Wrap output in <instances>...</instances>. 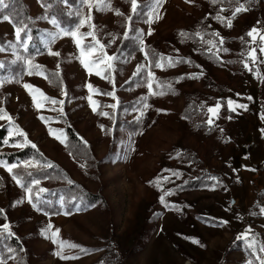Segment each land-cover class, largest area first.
I'll list each match as a JSON object with an SVG mask.
<instances>
[{"label": "rangeland", "instance_id": "374dc122", "mask_svg": "<svg viewBox=\"0 0 264 264\" xmlns=\"http://www.w3.org/2000/svg\"><path fill=\"white\" fill-rule=\"evenodd\" d=\"M24 1L43 30L48 51L60 55L27 56L16 43L14 24L2 19L5 9L0 11V115L11 117L0 119V129L8 131L3 151L35 144L98 202L72 205V196L69 214L41 212L12 178L14 172L0 166V226L9 224L12 236L22 242L20 253L1 256L5 264H264V0L247 3L231 27L226 20L235 0H163L155 12L154 0H138L147 9L132 20L134 43L140 45V37L144 51L190 61L174 66L165 61L163 68H149L141 45L135 53L114 55L126 30L125 16L132 15L127 0H110L111 10H97L95 0L91 8L89 0H77L80 11L63 1L81 19L75 37L46 19L39 0ZM218 13L225 23L217 21ZM253 28L255 41L247 36ZM89 32L106 45L103 53L95 45L88 55L95 44ZM214 32L219 35L213 37ZM196 33L215 41L212 52ZM252 49L255 62L247 56ZM104 53L115 60L107 61ZM96 57L105 63L91 65ZM245 59L251 71L241 63ZM43 66L57 76L48 78ZM136 74L135 83L124 86ZM148 79L153 92L165 94H150ZM157 83L170 84L171 90ZM68 130L87 144L76 158L68 152ZM11 138L17 139L15 145ZM50 184L32 185L35 202V193ZM73 244L78 247L67 246Z\"/></svg>", "mask_w": 264, "mask_h": 264}, {"label": "trees", "instance_id": "16d2710c", "mask_svg": "<svg viewBox=\"0 0 264 264\" xmlns=\"http://www.w3.org/2000/svg\"><path fill=\"white\" fill-rule=\"evenodd\" d=\"M43 5V15H45L46 19L52 20L55 19L57 24L60 27L67 29L68 31H74L76 27L80 23V17L73 15L68 12L64 6L63 1H67L68 5L72 6V8L81 10V1L77 0H39ZM129 2V0H127ZM141 7H139L138 13L147 9L146 2L138 1ZM130 4V2H129ZM131 8V4H130ZM5 14L12 17L13 20L19 22V20H24L27 24L28 34L31 36V40L29 42V46L27 49L22 47L25 54L30 57L40 56L47 53L49 45L45 43L43 40V30L37 25L36 19L31 15V12L24 0H9V6L5 8ZM135 15H130L128 13L125 16V26L126 31H128V38H124V33L121 36V33L118 37V42L114 45V55L116 57H122L123 55H129L131 53H135L140 50V45L137 42L134 43V40L131 39L130 35L134 32L132 27V20L129 23L126 17ZM130 29V30H129ZM146 52L149 53V61L153 62L152 68H155L154 62L159 59L161 55L159 51L153 50L151 48H147ZM157 54L153 56L152 54ZM46 73L47 77L50 79H54L57 76L58 72L51 69L50 67L43 66L40 67ZM147 72V69H145ZM144 72V71H143ZM1 74V73H0ZM55 74V75H54ZM145 75L144 73H142ZM137 78V74L132 77V80H129L125 83L124 86H130L135 83V79ZM146 79V77H145ZM126 107L130 106V104H123ZM121 108V105L118 109ZM67 148L68 152L72 155L73 158H76V155L81 151L87 148V144L76 134V132H71L68 130L67 132ZM8 141V131L6 128L0 129V160L7 163L8 165L16 164L17 167L13 170L14 174L19 176L22 181L27 184L32 180H48L51 184L47 188L46 192L40 195L42 197L41 200H36V208H38L41 212H45L47 214L50 213H59V212H70L69 206L75 205V203L81 202L83 200L90 202L92 204L97 203L96 197L93 196L90 192L80 188L81 185L69 183L70 176L69 173L58 163L51 161L47 158L40 150V148H33L31 144L26 143L24 147L15 152H5L3 151L7 144L4 141ZM17 139L11 138L10 144L15 145ZM9 143V142H8ZM31 164V166L26 167L25 164ZM45 164H50L52 167H43ZM28 173L32 175L29 176ZM58 180H65L63 185H58ZM83 187V186H81ZM75 196V203L70 204V198ZM91 204V205H92ZM21 241L14 236H7L5 233V238L0 240V257L3 256L8 249H12L13 253H20L19 245H21Z\"/></svg>", "mask_w": 264, "mask_h": 264}, {"label": "snow or ice", "instance_id": "6c2138e0", "mask_svg": "<svg viewBox=\"0 0 264 264\" xmlns=\"http://www.w3.org/2000/svg\"><path fill=\"white\" fill-rule=\"evenodd\" d=\"M129 2L131 4V13L133 15L137 14L138 13V10H139V7H141L142 5L139 4L138 0H129ZM210 2L213 3V4H216V3H223L224 0H210ZM232 2H233V0H229V3H232ZM250 2H251V0H245V3H240V0H235V3H236L237 6L234 7V9L232 10L231 18H228L226 20V26L227 27H231L232 26V20L235 18V16L237 14L241 13L242 11H246L247 10L246 4L247 3H250ZM95 3H96V6H97V10H104V9L111 10V2H110V0H95ZM162 3H163V0H154V3H153V12H155L162 5ZM8 6H9V0H0V11H2L5 8H7ZM89 7L91 8V0H89ZM224 10L225 9L221 8L220 9V12H223ZM115 14L116 15H123V13L119 12V10H116ZM215 18L217 19V21H219L221 23H225V18L223 16H221L219 13L217 14V16ZM2 19L3 20H6V21H9V22H11V23L14 24V32H15L16 43L20 44L22 47H24L25 49H27V47L29 46V42L31 40V36L28 34L26 22L24 20H19V22H17L15 20H13L12 17H10L9 15H4L2 17ZM126 19L130 23L131 20H132V16H128V17H126ZM148 22L149 23L152 22L151 21V18H149V21ZM51 23L53 25H55L57 22H56L55 19H52L51 20ZM65 34L66 35L71 34L73 37H75L76 32L73 31L71 33H65ZM151 34H152L151 33V30H149L148 35H151ZM256 34H257V29L256 28H253V29H251L247 33V36L248 37H251L252 40L255 41L256 38H257V35ZM87 35L93 36V39L95 40V36H94V33L93 32H89ZM181 35L187 37L188 34L181 33ZM211 35L213 37H217L219 34L214 32ZM196 36H198L204 43H206L207 45L210 46L209 49H208L209 52H212V49L216 47V43H215L214 40H206L205 41L203 39V36L200 33H196ZM124 38L125 39L128 38V31H126L124 33ZM113 39H115V37ZM138 39L140 40L141 50L144 51V41L140 37H138ZM241 39H243V37ZM260 39H261V41H264V35H261L260 36ZM219 42H220L221 45H223V43H224L222 38L220 39ZM79 43H80L79 40H77V45L78 46H79ZM95 45H99V49H100L101 53L104 52V49H105L106 45L101 44L99 40H95V44L88 50V55L89 56L93 55V53L95 51ZM219 50H222L224 52H227L228 51V49H226V48H221ZM0 51H4V49L3 48H0ZM81 51H82V54H83L84 50L82 49ZM255 51H256V49H252L247 54V56L249 58H251L253 60V62H255V59H256V57L254 55ZM260 51L262 53H264V45L261 46ZM48 54L49 55H53V56H59L60 55L59 52H53V51H51V49H49ZM212 54L213 55H216L217 53H212ZM144 55H145V58L146 59H149V53L148 52L144 51ZM152 55L153 56H156L157 54L153 53ZM242 55H244V54L242 53ZM104 56H106L107 61H109V62L115 60V57H113V56H107L106 53H104ZM165 61L167 62L168 66H174L176 63H181V62H188V63H190V61H175V60H172L171 58H166V57L160 55L159 56V59L154 62V66L157 67V68H163ZM28 63L31 64V61H28ZM81 63L84 65V67L86 69H88L89 71L91 70L90 64H89V62H87L86 59H82L81 60ZM103 63H105L104 57H96V58H94L91 61V65H93V66L99 65V64H103ZM241 63L243 64V66H244L245 69H247L249 71L252 70L250 68V66H249V63H248V60L247 59L242 60ZM152 66H153V62L150 61L149 68L152 67ZM0 67H2V65H0ZM108 67L109 68L112 67L111 63L108 64ZM140 70H141L140 67H138L137 73H139ZM97 74H99V73H97ZM148 76L149 77H152L151 71L148 72ZM192 78H198V77H195L194 76ZM145 83L147 84V87L149 89L150 94H154V95H163V94H165L163 91H161V92H153L152 91V89H153V80L152 79L146 80ZM25 87L27 88L29 86L28 85H25ZM157 87H166L169 91L171 90V85L170 84L169 85H160L159 83H157ZM88 88H89L90 91H92V85H88ZM103 94H105V95H113V97H114V94H112V93H103ZM65 95H66V93H65ZM45 99H47V98H45ZM144 99L146 100L147 97H144ZM34 100H35V97H34ZM49 102L51 104H53V105H55L57 103H60V104L63 103V101H57V100H50ZM89 102L91 103V96H89ZM228 103H229V105H231L232 104V101H229ZM144 106L145 107H148L147 104H145ZM237 106L240 107V108H245L246 107L245 105H242V104L241 105H237ZM38 107H39V105H38ZM108 107H115V105H109ZM216 107L218 108L219 105H217ZM0 111H2V110H0ZM60 111H61V114H63L62 108H61ZM93 111H95V108H93ZM208 111L209 112H213V111H215V109L214 108H209ZM101 115L107 116L108 113H101ZM141 115H143V113H141ZM5 118H7V119H9V121H11V117H7L6 114L5 115H0V119H5ZM208 123L211 124L212 123V120L209 119L208 120ZM101 127L103 129V126H101ZM15 133L17 135L21 136V137H24L25 141H27V135L22 130H20L18 127L15 128ZM9 135L10 136L12 135V132L11 131H10ZM4 143L5 144H8V141L5 140ZM31 146L33 148L36 147L35 144H32ZM0 166L6 167L7 170L9 171V173H12L13 172V169H15L17 167L16 164H12V165L9 166L8 164H6L3 161H0ZM43 167H49L50 168V167H52V165L45 164V165H43ZM28 175L31 176L32 174L31 173H28ZM12 178L16 181V183L18 185H20L21 187H24L25 188V191L28 194L29 203H32L33 206L36 207V202L33 200V188H32V185H38L39 184V181L38 180H32V181L29 182V185L28 186H25V184L22 183L21 178L19 176H17L16 174H13V177ZM213 179H215V178H213ZM69 183H71V182H69ZM43 192H46V190L43 189V188H41V189H39V192L35 193V196H36V200L37 201H39V200L42 199V197L40 196V193H43ZM168 194H170V193H166V195H168ZM160 199H161V202L162 203L165 202L164 201V196H161ZM73 203H75V201H73ZM260 212H261V214H264V206L261 207ZM65 214L67 215L69 213L66 212ZM222 223H227V222L226 221H223ZM0 228L3 229V231H0V240H2V239L5 238V233H7V236H9V237L13 235V233H11V231L9 230L10 229V225L9 224L6 223V224L0 226ZM244 238L245 239L248 238L247 234L245 235ZM53 242L55 243L56 241L54 240ZM63 246H65V245L62 243L61 247H63ZM67 246L73 247V248L78 247L77 245H74V244L73 245H67ZM250 246H252V245H250ZM8 251L9 252H12L13 250L12 249H8ZM81 251H86V250L85 249H81ZM261 251L264 252V247L261 248ZM56 254L57 255H60V253H56ZM11 258L12 259H15L14 256L11 257ZM6 259H7L6 257H0V264H5ZM262 259H264V258H262Z\"/></svg>", "mask_w": 264, "mask_h": 264}]
</instances>
